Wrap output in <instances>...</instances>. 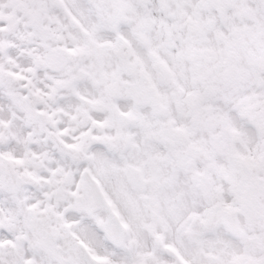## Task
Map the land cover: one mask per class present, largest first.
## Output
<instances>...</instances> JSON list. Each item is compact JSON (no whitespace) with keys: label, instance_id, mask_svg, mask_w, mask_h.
<instances>
[{"label":"snow or ice","instance_id":"1","mask_svg":"<svg viewBox=\"0 0 264 264\" xmlns=\"http://www.w3.org/2000/svg\"><path fill=\"white\" fill-rule=\"evenodd\" d=\"M0 264H264V0H0Z\"/></svg>","mask_w":264,"mask_h":264}]
</instances>
